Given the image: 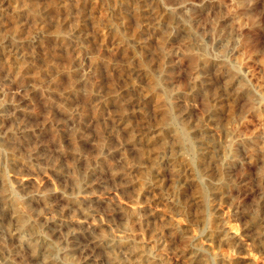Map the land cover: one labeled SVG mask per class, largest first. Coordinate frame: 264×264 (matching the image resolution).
Instances as JSON below:
<instances>
[{
    "label": "rangeland",
    "instance_id": "374dc122",
    "mask_svg": "<svg viewBox=\"0 0 264 264\" xmlns=\"http://www.w3.org/2000/svg\"><path fill=\"white\" fill-rule=\"evenodd\" d=\"M5 1L0 264H264V0Z\"/></svg>",
    "mask_w": 264,
    "mask_h": 264
},
{
    "label": "bare ground",
    "instance_id": "6f19581e",
    "mask_svg": "<svg viewBox=\"0 0 264 264\" xmlns=\"http://www.w3.org/2000/svg\"><path fill=\"white\" fill-rule=\"evenodd\" d=\"M4 1H5V0H4ZM22 1H23V0H22ZM28 1H30V0H28ZM34 1H35V0H34ZM38 1H39V0H38ZM45 1H46V0H45ZM94 1H95V0H94ZM103 1H104V0H103ZM5 2H6V1H5ZM9 2H10V3H14V2L17 3L16 0H9ZM40 2H41V1H40ZM20 3H22V2L20 1ZM24 3H26V2H24ZM37 3H38V2H37ZM75 3H76V2H75ZM77 3H79V2H77ZM84 3H85V2H84ZM90 3H92V2L90 1ZM95 3H96V2H95ZM99 4H100V3H99ZM46 5H47V4H46ZM89 5L91 6V4H89ZM12 6H13V5H12ZM12 6H11V7H12ZM14 6H15V5H14ZM47 6H48V5H47ZM72 6H73V5H72ZM73 7L75 8V6H73ZM73 7H71V8H73ZM78 7H79V6H78ZM98 7H100V6H98ZM32 8H33V7H32ZM95 8H96V7H95ZM13 9H14V8H13ZM80 9H81V8H80ZM80 9H79V12H80ZM29 10H30V9H29ZM38 10H39V9H38ZM49 10H50V9H49ZM76 10H77V9H76ZM81 10H82V9H81ZM96 10H97V9H96ZM7 11H8V10H7ZM14 11H15V10H14ZM23 11H24V10H23ZM25 11H28V10H25ZM25 11H24V12H25ZM73 11H75V10L73 9ZM0 12H1V11H0ZM12 12H13V11H12ZM39 12H40V11H39ZM50 12H51V11H50ZM50 12H49V13H50ZM63 12H65V14L68 13V12L66 13V11H64V10H63ZM77 12H78V10H77ZM15 13H17V15H19V14H18V11H16ZM19 13H20V15H21V13H23V12L19 11ZM53 13H54V11H53ZM74 13H75V12H74ZM167 13H168V12H167ZM1 14H2V13H1ZM4 14H5V13H4ZM4 14H3V15H4ZM7 14H8V13H7ZM27 14H28V12H27ZM29 14H30V13H29ZM46 14H47V13H46ZM9 15H10V14H9ZM11 15H12V14H11ZM11 15H10V16H11ZM15 15H16V14H15ZM40 15H41V14H40ZM42 15H45V14L43 13ZM42 15H41V16H42ZM69 15H71V14H69ZM72 15H73V13H72ZM72 15H71V16H72ZM5 16H6V15H5ZM7 16H8V15H7ZM13 16H14V15H13ZM21 16H22V15H21ZM27 16H28V15H27ZM49 16H50V15H49ZM64 16H65V15H64ZM42 17H43V16H42ZM168 17H169V16H168ZM3 18H4V17H3ZM7 18H10V19H11V17H7ZM17 18H18V17H17ZM49 19H50V18H49ZM73 19H74V18H73ZM3 20H4V19H3ZM3 20H2V21L0 20V36L3 37V39H6L7 37H10V36H11L10 34H8V27H7V26L9 25V23H11V25H13V23L15 24L16 21H15V22H12V20H8V19H6V20H7V23H8V24L6 25V22H4L5 20H4V21H3ZM13 20H14V19H13ZM39 20H40V18H39ZM77 20H78V19H77ZM170 20H172V19H170ZM44 21H45V20H44ZM54 21H55V20H54ZM69 22H70V21H69ZM69 22H68V23H69ZM82 22H83V21H82ZM16 23H18V22H16ZM42 24H43V23H42ZM42 24H41V25H42ZM69 24H70V23H69ZM105 27H106V26H105ZM105 27H104V28H105ZM97 28H98V27H97ZM102 28H103V26H102ZM12 29H13V28H12ZM58 29H59V28H58ZM85 29H86V27H85ZM110 29H111V28H110ZM19 30H20V29H19ZM53 30H54V29H53ZM82 30H83V29H82ZM82 30H81V31H82ZM101 30H102V29H101ZM117 30H118V28H117ZM20 31H21V30H20ZM17 32H18V31H17ZM108 32H109V30H108ZM116 32H117V31H116ZM30 33H31V32H30ZM53 33H54V32H53ZM111 33H112V32H111ZM19 34H20V33H19ZM21 34H22V33H21ZM23 34H24V33H23ZM31 34H32V33H31ZM100 34H101V33H100ZM2 35H3V36H2ZM12 35H13V34H12ZM15 36H17V35H15ZM23 36H24V35H23ZM102 36H103V35H102ZM56 37H57L58 40H61L62 42L64 41V39L61 38L60 36H59V37L56 36ZM56 37H55V38H56ZM119 37H120V36H119ZM24 38H25V36H24ZM71 38H72V37H71ZM101 38H102V37H101ZM108 38H109V37H108ZM112 38H113V37H112ZM112 38H111V39H112ZM116 38H117V37H116ZM18 39H19V37H18ZM117 40H120V39H117ZM10 41H11V40H10ZM12 42H13V41H12ZM118 42H119V41H118ZM7 43H8V42H7ZM18 43H19V42H18ZM34 43H35V42H34ZM88 43H89V42H88ZM21 44H22V43H21ZM69 44H70V43H69ZM121 44H122V43H121ZM25 45H26V44H25ZM75 45H76V44H75ZM14 46H15V45H14ZM16 46H17V45H16ZM16 46H15V47H16ZM40 46H41V45H40ZM119 46H120V45H119ZM18 47H19V46H18ZM28 47H30V46H28ZM124 48H125V47H124ZM29 49H30V48H29ZM80 49H81V48H80ZM15 50H16V49H15ZM21 50H22V49H21ZM27 50H28V49H27ZM127 51H128V50H127ZM23 52H24V51H23ZM33 54H34V53H33ZM140 55H141V54H140ZM32 58H33V57H32ZM29 59H30V58H29ZM21 61H22V60H21ZM21 61H20V62H21ZM136 61H137V60H136ZM16 62H17V61H16ZM27 63H28V62H27ZM16 64H17V63H16ZM24 64H25V63H24ZM24 64H23V65H24ZM23 65H22V66H23ZM15 66H16V65H15ZM18 66H19V64H18ZM14 70H15V67H14ZM17 70H18V68H17ZM149 73H150V72H149ZM148 78H149V77H148ZM149 79H150V78H149ZM156 85H157V83H156ZM152 90H153V89H152ZM153 92H155V91L153 90ZM159 92H160V91H159ZM152 95H153V94H152ZM156 95H157V94L155 93V97H156ZM152 97H153V96H152ZM165 105L167 106V104H165ZM166 106H165V107H166ZM168 106H169V105H168ZM156 108H157V107H156ZM162 115H163V114H162ZM174 116H175V115H174ZM172 118H173V117H172ZM177 120H178V119H177ZM172 123H173V122H172ZM178 123H179V122H178ZM183 128H184V127H183ZM162 129H163V127H162ZM177 129H178V128H177ZM176 134H177V133H176ZM183 135H184L183 132H182V133H181V131L178 132V136H179L180 140L183 141V142H185V144H187V145L190 147V146H191V145H190V142H189V141H188ZM140 136H141V135H140ZM142 137H143V136H142ZM248 141H249V140H248ZM184 147H185V146H184ZM262 150H264V149H262ZM262 152H263V151H262ZM210 155H211V153H210ZM210 158H211V157H210ZM212 159H214V158H212ZM142 177H143V176H142ZM146 177H147V176H146ZM143 179H144V178H143ZM141 182H142V181H141ZM145 183H146V182H145ZM203 188H204V187H203ZM203 195H205V193H204ZM199 197H200V196H199ZM201 197H202V196H201ZM202 199H203V198H202ZM207 207H208V206H207ZM131 209H132V208H131ZM130 213H131V212H130ZM25 218H26V217H25ZM25 218H24V217H21V218H20L21 223L25 224V221H26ZM16 222H17V221H16ZM176 225H177V224H176ZM27 227H28V226H27ZM131 233H132V232H131ZM223 234H224V233H223ZM220 238H221V237H220ZM212 240H213V239H212ZM131 244H132V243H131ZM134 244H135V243H134ZM129 245H130V244H129ZM144 245H145V244H144ZM211 245H212V244H211ZM130 246H131V245H130ZM130 246H129V247H130ZM136 246H137V245H136ZM127 248H128V247H127ZM146 264H147V263H146Z\"/></svg>",
    "mask_w": 264,
    "mask_h": 264
}]
</instances>
